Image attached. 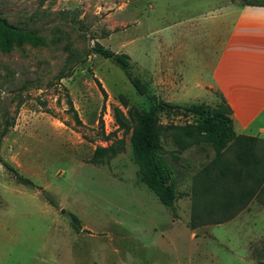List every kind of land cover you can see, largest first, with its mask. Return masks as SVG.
I'll return each instance as SVG.
<instances>
[{
	"label": "rangeland",
	"instance_id": "rangeland-1",
	"mask_svg": "<svg viewBox=\"0 0 264 264\" xmlns=\"http://www.w3.org/2000/svg\"><path fill=\"white\" fill-rule=\"evenodd\" d=\"M244 3L0 0L2 17L48 43L0 50V131L5 113L13 122L0 157L35 184L0 163V264H264V205L249 195L264 176V141L256 138L260 164L243 168L231 143L217 159L204 134L173 129L197 117L162 106H220L218 91L196 85L211 76L228 8ZM96 43L127 54L148 95L90 53ZM115 108L129 121L130 109L153 112L166 128L158 155L171 206L142 180L134 123L125 132ZM108 146L118 153L93 161Z\"/></svg>",
	"mask_w": 264,
	"mask_h": 264
},
{
	"label": "trees",
	"instance_id": "trees-1",
	"mask_svg": "<svg viewBox=\"0 0 264 264\" xmlns=\"http://www.w3.org/2000/svg\"><path fill=\"white\" fill-rule=\"evenodd\" d=\"M243 6L264 7V0H245ZM47 44V41L39 36V30L16 26L9 23L6 18L0 15V50L2 52L10 53L14 48H21L24 45L44 47ZM90 53L112 61L124 71L138 95H148V86L141 79L132 75L131 70L133 64L127 54L116 53L99 43H96L91 48ZM221 97L222 103L215 110H210L203 105L178 106L171 103H163L162 106L168 109L181 110L184 115L197 117L201 121L197 125L173 126V129L183 131L189 137L195 133L200 135L204 134L205 138L212 142L217 159L222 158L223 150L231 143L235 149V158L241 167L248 169L251 166L257 167L260 164L255 154L257 139L251 136L237 135L234 132L232 109L222 95ZM115 114L120 128L124 129L125 132H128L130 128V121L134 123L132 134L133 155L136 163L140 166L142 180L157 194L164 205L171 206L175 199V192L173 187L168 185V175L158 155L162 151L160 136L166 128H163L159 124L158 118L153 112H139L130 109L128 113L131 118L130 121L118 108H115ZM12 126L13 122L10 121L7 113H5L4 125L0 131V148L3 138L9 133ZM101 135L105 137L103 131ZM118 150L115 146L97 148L93 161L97 162L104 158L115 156ZM0 163L14 176L17 182L35 187L33 181L23 177L17 169L1 157ZM253 193L257 194L258 201L264 205V176L259 177L258 185L249 195H253ZM45 197L51 205H55L53 199L47 195ZM78 223L79 220L73 216V225L77 230L79 229Z\"/></svg>",
	"mask_w": 264,
	"mask_h": 264
},
{
	"label": "crops",
	"instance_id": "crops-1",
	"mask_svg": "<svg viewBox=\"0 0 264 264\" xmlns=\"http://www.w3.org/2000/svg\"><path fill=\"white\" fill-rule=\"evenodd\" d=\"M227 17L211 76L196 87L224 97L237 135L264 141V7L228 8Z\"/></svg>",
	"mask_w": 264,
	"mask_h": 264
}]
</instances>
